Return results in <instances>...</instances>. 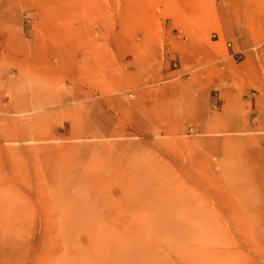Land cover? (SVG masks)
I'll return each instance as SVG.
<instances>
[{
  "label": "rangeland",
  "instance_id": "obj_1",
  "mask_svg": "<svg viewBox=\"0 0 264 264\" xmlns=\"http://www.w3.org/2000/svg\"><path fill=\"white\" fill-rule=\"evenodd\" d=\"M81 255L264 264V0H0V264Z\"/></svg>",
  "mask_w": 264,
  "mask_h": 264
},
{
  "label": "bare ground",
  "instance_id": "obj_2",
  "mask_svg": "<svg viewBox=\"0 0 264 264\" xmlns=\"http://www.w3.org/2000/svg\"><path fill=\"white\" fill-rule=\"evenodd\" d=\"M90 214L93 216L94 212L90 213ZM84 259L85 258H83V255H81V256H78V258L75 261L67 260L65 262H66V264H81L84 262Z\"/></svg>",
  "mask_w": 264,
  "mask_h": 264
}]
</instances>
